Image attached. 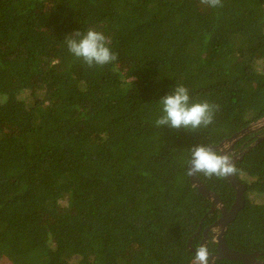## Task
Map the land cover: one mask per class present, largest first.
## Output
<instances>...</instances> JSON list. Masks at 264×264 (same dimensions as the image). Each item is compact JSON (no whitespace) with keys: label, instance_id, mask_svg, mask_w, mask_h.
<instances>
[{"label":"trees","instance_id":"trees-1","mask_svg":"<svg viewBox=\"0 0 264 264\" xmlns=\"http://www.w3.org/2000/svg\"><path fill=\"white\" fill-rule=\"evenodd\" d=\"M203 6L0 0V264H192L188 239L201 224L198 248L220 211L190 184V149L264 117V0ZM89 28L116 61L90 68L69 53L66 37ZM177 84L219 106L211 125L155 126ZM236 168L245 206L224 239L264 251V140ZM197 177L230 208L226 177Z\"/></svg>","mask_w":264,"mask_h":264},{"label":"clouds","instance_id":"clouds-1","mask_svg":"<svg viewBox=\"0 0 264 264\" xmlns=\"http://www.w3.org/2000/svg\"><path fill=\"white\" fill-rule=\"evenodd\" d=\"M199 3L218 8L223 6V0H199ZM66 47L69 53L88 67H103L117 60V54L109 45L111 40L103 32L89 28L86 33L77 31L73 36L66 37ZM161 115L155 119L156 127L167 125L173 129L196 131L206 128L214 121L218 105L207 100L192 102L189 90L183 84H177L174 90L159 101ZM186 174L195 176L203 174L207 178H223L237 172L232 156L226 152H218L206 144H199L190 149ZM257 264H264V259L257 257ZM192 264H210L208 248L201 244L195 249Z\"/></svg>","mask_w":264,"mask_h":264},{"label":"water","instance_id":"water-1","mask_svg":"<svg viewBox=\"0 0 264 264\" xmlns=\"http://www.w3.org/2000/svg\"><path fill=\"white\" fill-rule=\"evenodd\" d=\"M253 135L255 141L253 144L249 145L247 148H244L234 154L235 144L238 143L241 139ZM264 140V117L259 118L258 120L252 122L247 127L241 129L238 132H235L230 137L225 138L219 144L210 146L218 152H226L233 157L234 163L242 160L244 154L251 149V147ZM231 187L235 191V199L229 209H226L220 197L213 191H211L198 177L189 176L190 184L196 189V191L202 195L206 200L211 204L209 213H212L216 210L220 211V216L216 221L213 222L209 227L204 230L202 242L203 245H207L208 233L213 232V240L217 243L216 254H210V264H215L216 261L229 260L232 262H239L242 264H257V257L264 256V253L260 251H255L253 253H243L236 250H233L228 247L224 235L226 229L230 223H232L239 211L245 206V197L244 193L246 191V185L242 183L237 177L236 174L226 177ZM201 231V224L198 227L197 233ZM195 235L190 237L187 242L189 250L195 253V249L191 245V241Z\"/></svg>","mask_w":264,"mask_h":264},{"label":"flooded vegetation","instance_id":"flooded-vegetation-1","mask_svg":"<svg viewBox=\"0 0 264 264\" xmlns=\"http://www.w3.org/2000/svg\"><path fill=\"white\" fill-rule=\"evenodd\" d=\"M238 151H240V149H235L234 148V154H237V152ZM210 225H208V226H206L204 229H202V237H201V241H200V243L202 242V238H203V233H204V230L207 228V227H209ZM212 234H213V232L212 231H210V233H208V240H207V245H206V247L208 248V250L209 249H211V250H213V252H210L209 251V253L210 254H216V250H217V243L213 240V236H212ZM195 235V234H194ZM198 234L196 233V235L195 236H197ZM200 243H199V246H200ZM198 246V247H199ZM261 253H264V251H260ZM260 259H264V256H260L259 257ZM222 261V260H221Z\"/></svg>","mask_w":264,"mask_h":264},{"label":"rangeland","instance_id":"rangeland-1","mask_svg":"<svg viewBox=\"0 0 264 264\" xmlns=\"http://www.w3.org/2000/svg\"><path fill=\"white\" fill-rule=\"evenodd\" d=\"M203 9H205V7L203 6ZM129 67V63H123L122 65H121V68H123V70H125V69H127ZM28 92V91H27ZM27 92L25 93V95L27 94ZM36 92V91H35ZM35 92H33V93H35ZM88 263L91 261L90 259H87L86 260ZM2 264H10L8 261H3V263Z\"/></svg>","mask_w":264,"mask_h":264}]
</instances>
